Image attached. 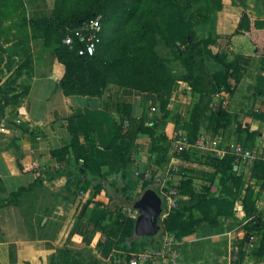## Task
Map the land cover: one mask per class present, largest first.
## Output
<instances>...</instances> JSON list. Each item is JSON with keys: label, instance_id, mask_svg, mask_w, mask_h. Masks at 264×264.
Masks as SVG:
<instances>
[{"label": "crops", "instance_id": "1", "mask_svg": "<svg viewBox=\"0 0 264 264\" xmlns=\"http://www.w3.org/2000/svg\"><path fill=\"white\" fill-rule=\"evenodd\" d=\"M24 5L30 20H41L53 15L55 0H24ZM225 6L219 17L223 26L219 29L223 27L229 35H220L216 40L224 47L227 43L230 46L234 44L229 57H235L237 66L236 73L229 77L230 91L224 88L217 92L218 96L214 94L216 104H220L219 111L224 109L227 113L225 126L215 136L204 131L195 143L185 141L186 130L177 115L183 116L181 120L186 118L193 93L184 81L178 80L167 105L172 114L157 125L156 136L164 133L163 139L155 145L158 150L154 149L152 137L138 136L140 150L132 164L136 171L149 168L148 188L155 190L163 200L160 234L143 235L145 246L134 252L133 255L136 254L125 264H237L240 260L238 234L250 218H244L241 201V207H234L235 216L220 217L215 223L206 218V214L210 217L216 215L214 199L229 197L222 188L221 173L209 168L206 156L227 157L229 150L233 155L232 148L237 144L250 146L264 142V59L254 52L247 32L233 34L244 12L252 20H264V0H227ZM256 32L252 28L254 36ZM30 36L32 61L22 69L20 77L21 83L28 86L27 92L16 109L10 112L6 109L0 116L7 120L17 112L30 131L40 133L33 140L30 134H23L10 125L0 129V264H62L64 250H69L68 247L81 249L94 243L99 246L103 228L96 230L91 219L97 200H109L105 189L93 196V186L83 187L84 182L67 167L65 160L59 161L58 156L52 154L72 144L73 135L69 127L72 113L88 117L97 129L98 139L107 144L113 140V121H120L121 113L138 118L147 111L149 120L153 116L162 117L163 113L155 93L129 87H122L119 93L121 112L106 109L103 106L104 95L66 94L59 86L65 74V64L58 57L54 42L42 33L32 32ZM256 39L264 53V40ZM212 49L218 51L219 48ZM206 64L211 72L223 69L211 55ZM249 131L252 136H249ZM203 141L205 146L199 144ZM185 148L196 152L201 161L195 162ZM60 156L63 157L62 154ZM65 157H73V152ZM204 158L206 163L202 161ZM189 160H193L191 163L194 165L187 168ZM242 163L243 160L239 161ZM234 164V173L241 174L240 165ZM109 169L106 164L102 172H109ZM58 170L63 173H56L51 178L43 175L35 183L39 171L53 173ZM109 177L113 183L115 177L112 174ZM130 181L128 191L135 194L139 183L132 177ZM23 185H31L27 194L31 199L28 204L5 201L11 191ZM183 189L186 193L182 192ZM170 191L175 194H170ZM258 194L263 199H259L256 205L260 211L263 210L264 219V196ZM172 198L180 201L179 211L185 218L200 219L196 228L180 238L165 230ZM245 238L247 241L248 237ZM147 255L151 257L147 258ZM109 259L111 264L113 261L117 264L115 258Z\"/></svg>", "mask_w": 264, "mask_h": 264}, {"label": "trees", "instance_id": "2", "mask_svg": "<svg viewBox=\"0 0 264 264\" xmlns=\"http://www.w3.org/2000/svg\"><path fill=\"white\" fill-rule=\"evenodd\" d=\"M215 1L220 3V0ZM167 7L171 31L168 35L163 32L162 36L168 46L176 44L178 35L184 41L185 48L178 49V59L186 66L187 73L181 80L191 88L193 93L192 104L186 112V118L181 120L183 116L178 114L177 119L181 123L183 122V127L186 130V139L191 143H195L201 133L202 121L205 118L209 119L207 132L211 133L212 136H215L220 128L225 126L226 111L224 109L221 111L210 110L208 102L220 88L223 87L230 91L229 77L236 73L237 66L228 61L221 52L213 51L211 45L213 40L216 39L206 38L202 40L194 37L196 33L191 28V22H182L185 11L173 6L172 1L166 4ZM97 14L99 13H84L77 16L69 14L64 16L60 3H57L50 18L31 19L29 23L34 27L31 29L33 34L42 33L46 39L54 42L58 57L65 64V74L60 80L59 86L66 94L104 95L103 106L115 112H121L122 110L119 100V93L122 87L134 88L142 92H153L156 94V98L160 100L162 117L153 116L149 120L147 111H144L138 118L130 114L121 113L120 121H113V140L108 144L98 139L96 135L97 129L88 117L76 113L75 117L70 119L69 126L73 135L72 144L52 152L53 155L58 156L59 161L64 159L67 167L78 174V179L84 182L83 187L93 186V196L102 189L106 190L109 200L107 202L104 199L97 200L95 213L91 220L94 222L96 230L103 228V237L110 241L109 250H119L124 246V251L119 254V258L120 264H125L134 252H137L141 246H145V243L142 242L144 236L137 234L135 231L136 217L127 215L128 210L125 209L132 207L134 202L140 197V195H135L128 191L132 182L130 181L131 177L135 182H142L143 190L150 186V182L144 179V173L138 174V171L132 169L134 157L138 155L140 150L137 138L140 135L152 137L154 149L158 150L155 145L157 141L163 139L164 133L156 136L157 125L163 120L165 122L172 114L167 105L178 83V79L169 74L166 75L164 72L162 74L158 73L157 69H160L164 61L153 50V46H147L142 43L143 37L140 35V31L138 35L140 43L137 41L129 43L123 49L124 52H119L115 45H111L110 39H108L109 35L106 32L107 24L110 22L107 23L103 13H100L103 17L102 39L94 54L79 55L77 49H71L63 44L62 38L67 25L76 26L81 21L90 19ZM176 15L179 18V27L175 21ZM204 17H206L205 14ZM250 20V16L244 12L233 34L247 32L248 40L252 41L254 45V52L263 56L264 59L263 50L259 48V40L251 33L253 25ZM254 21H256L255 25L264 24V20L256 19ZM186 28L188 30L185 32L184 29ZM184 33L187 35L183 37ZM206 54L211 55L217 62L222 64L223 69L211 72L205 61ZM207 76H209L208 80H206ZM105 92H110L111 95H108L107 98L105 97ZM0 113H3L1 108ZM18 118H8L12 123L10 126L23 134H30L31 138L36 140L40 132L30 131L23 121L18 122ZM126 122L129 124L126 125ZM252 134L249 131V136H252ZM72 152L73 157H65L66 154L68 155ZM61 154L63 157L60 156ZM233 158L235 159V156L231 157L229 161L228 157L210 155L207 160L209 163H213L216 172L221 173L222 188L228 192L229 197L235 196L236 199L242 202L244 218H250L258 227L264 226L263 216L257 209L249 186H245L242 174L234 173L235 164ZM106 164L110 166V169L109 172L104 173L102 172V167ZM20 167L23 171V165L20 164ZM56 173L62 174L63 171L58 170L53 173L39 171L35 183L39 182L43 175L51 178ZM110 174L115 177L113 183L109 177ZM30 188L31 185L20 186L18 189L11 191L5 201L18 204L28 194ZM182 192L186 193L185 189ZM228 198L219 200V205L223 206L217 207L215 216L210 217L206 214V218L215 223L220 217L235 216L234 207H232ZM176 202V206L171 209L170 218L164 224L168 234L180 238L191 229L196 228L200 219H193L192 216L185 218L184 213L179 211L180 201ZM159 234L160 231L153 235ZM112 236L117 237V239L114 241ZM101 244L102 240L99 242V245ZM67 253L68 250H64L65 258L62 264H68Z\"/></svg>", "mask_w": 264, "mask_h": 264}, {"label": "rangeland", "instance_id": "3", "mask_svg": "<svg viewBox=\"0 0 264 264\" xmlns=\"http://www.w3.org/2000/svg\"><path fill=\"white\" fill-rule=\"evenodd\" d=\"M171 1L173 6L185 11L182 22H191V28H193V31L196 33L194 35L195 38H200L202 40L212 38L218 40L220 35L224 37L229 35L223 27L221 30L219 29L220 26H223L222 19H219V17L222 10L226 7L225 5H227V0H220L221 4L217 3L215 0H55V4L60 3L61 10H63V14H65L64 16L69 14L77 16L84 13H103L107 19V23L110 22L107 24L106 29L109 35L108 39H110L109 42L111 45H115L119 52H124L123 49L126 48L129 43L135 41L140 43V41H138V35L141 32L140 35L143 37L141 40L142 43L147 46H153V50L159 54L164 61L160 69H157L158 73L162 74V72H164L166 75L169 74L181 80L187 73L186 66L178 59V49L185 48L184 41L178 35L176 44L168 46L165 44V39L162 36L163 32L168 35L171 31V27L169 26L170 21L168 20L169 10L168 7L166 8V4ZM204 14L206 17H204ZM27 15L24 0H0V108L2 112L6 111V109L9 112L11 109H16L15 106L23 99L27 92V84L25 82L21 83L20 81L25 66H28L32 61L30 34L32 33L31 29L34 27L30 25V19ZM175 17L176 24L179 27L178 15ZM250 22H252V28L258 31L255 37L264 40V24L255 25L256 21L252 19ZM187 30L188 28L184 29L185 32ZM184 35L187 34L184 33L183 37ZM240 38L242 39V37ZM217 40H213L211 47L219 48L218 51L221 52L228 61H231L233 65L236 64L235 57H229L230 50L232 49L231 47H233L234 44L230 46L227 43L225 45L226 47H224V44ZM208 58H210V55L206 54L205 61ZM208 79L209 76L206 77V80ZM222 88H220V90H224V88ZM108 95H111V93L105 92V97ZM215 96H218V94L215 93ZM208 105L210 110L219 111L220 104H216L214 95L211 97ZM1 114L3 113H0V115ZM75 115V112L72 113V117H75ZM12 117H19V121H23L17 112L13 113ZM2 119L3 118L0 116V129L12 125L8 119ZM208 125L209 119L205 118L202 121L200 132H207ZM250 146L255 149L257 156L253 159H244L242 164H239L238 161L237 164L240 165V172L242 177L244 176V183L247 184V187L249 186L252 198L257 203L259 199H263L259 197L258 192L261 196H264V142H259L257 144L252 143ZM185 149L190 156H193L192 159H195V162L201 161L197 158L200 156L196 152H190L188 148ZM209 157L206 156L207 159ZM227 157L229 161L231 157H234L231 150H229ZM189 161L190 163L187 165V168L190 166L193 167L194 165L192 164L194 163L193 160ZM202 161H205V158ZM233 162H236L234 158ZM206 164L209 165L211 170H215L213 163L207 161ZM147 170H149L148 167L139 168L137 171L138 174L144 173V179H148L147 175L150 171L148 172ZM141 183L140 181L135 195L138 194L141 196L146 190L142 189ZM30 201L31 199L27 194L22 199V202L26 204ZM228 201L231 202L232 207H241L239 204L240 200L236 199L235 196L229 197ZM212 202L216 208L223 206L219 205L220 202L218 198ZM125 209L128 210V207ZM257 209L261 215H263V210L260 211L259 208ZM127 215L137 217L138 212L133 211V214L128 212ZM244 235L248 237L247 241ZM112 239L115 241L117 237L112 236ZM101 240L102 244L99 246L97 243H94L93 246L87 245L81 249L68 247V264H111L110 257L115 258L117 264L120 263L119 254L123 253L124 246L119 250H109L108 246L110 241L108 239L106 240L103 235ZM237 241H241L239 253L240 260L237 264H251L264 261V226L258 227L254 224L253 220H248L241 228ZM115 248L118 249L117 247ZM154 252L155 250L153 253ZM145 253L151 254L152 252ZM134 255H132V257ZM147 256V258L151 257H149V255ZM113 264H115L114 261Z\"/></svg>", "mask_w": 264, "mask_h": 264}, {"label": "built area", "instance_id": "4", "mask_svg": "<svg viewBox=\"0 0 264 264\" xmlns=\"http://www.w3.org/2000/svg\"><path fill=\"white\" fill-rule=\"evenodd\" d=\"M102 15L98 14L90 19L81 21L76 26L67 25L64 29V35L62 38L63 44L67 45L71 49H77L79 55H92L97 49L98 44L101 42V35L103 31L102 25ZM18 122L19 119H18ZM126 125L129 123L126 122ZM185 141L187 139L185 138ZM200 145L205 146V142H199ZM233 155L235 156V163L244 159L255 158L256 151L251 146H246L244 144H237L232 148ZM170 194L174 195V191H170ZM176 199L172 198L170 201V206H176ZM135 212L134 206L128 207V212L133 214ZM170 241L173 238L169 239ZM251 264H264V261L255 262Z\"/></svg>", "mask_w": 264, "mask_h": 264}, {"label": "water", "instance_id": "5", "mask_svg": "<svg viewBox=\"0 0 264 264\" xmlns=\"http://www.w3.org/2000/svg\"><path fill=\"white\" fill-rule=\"evenodd\" d=\"M163 200L158 193L148 188L134 202L138 212L135 220V231L139 235H153L161 230L159 217L163 213Z\"/></svg>", "mask_w": 264, "mask_h": 264}]
</instances>
